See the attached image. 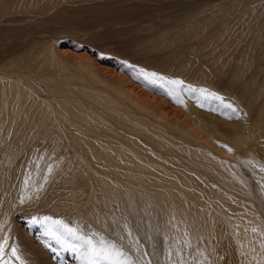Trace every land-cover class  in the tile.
<instances>
[{
    "label": "rangeland",
    "instance_id": "374dc122",
    "mask_svg": "<svg viewBox=\"0 0 264 264\" xmlns=\"http://www.w3.org/2000/svg\"><path fill=\"white\" fill-rule=\"evenodd\" d=\"M25 1L16 0L14 11H10L12 0H0V14L4 11L0 17V70L6 74L12 72L13 78L23 85L32 78L30 90L37 98L39 109L57 89L61 91L57 92L58 95H66L70 101L62 102L63 110L78 109L74 110L75 113L84 115L85 120L93 100H116L118 92L115 90L119 85L125 87V94H128L126 88L131 89L130 96L140 105H146L141 100L142 96L146 97V102L153 103L150 110L160 114L156 117L159 120H173L171 124L180 127L174 131L182 134L190 147L196 148L194 138L200 137H196L195 131L201 130L203 137H209L211 150L226 151L230 167L217 162L213 151L211 155L197 150L188 151L200 164L197 169L203 174L198 172L194 179L199 183L203 178L209 181L192 187L196 192L199 187L198 190L208 199L202 203L209 207L212 204L213 208L217 207V194L225 197L224 212H216V224L224 234L217 249L228 254L239 250L240 244L235 237L238 228L235 220L241 215L239 207L249 210L251 217L264 223V199L258 187L264 171L258 168V163L255 164L258 167L251 166L246 154L243 158L237 157L235 150L229 151V145L217 142L219 140L209 134L216 131L223 134L228 144L233 143V136L242 134L244 138L252 126L247 125L246 120L251 123L256 118L260 96H263L259 87L261 89L264 75V50L260 47L259 30L262 31L264 26V0H42L29 10L17 5ZM222 31L226 32L224 41L210 42V36ZM219 46L225 47L224 54H219L222 49L217 53ZM144 72H154L165 79L150 82ZM171 78L184 81L178 90L179 95L176 94L183 103H178L168 94L173 86L166 80ZM189 85L219 94L237 111L224 109L219 101H201L199 93L187 90ZM157 102L162 107L161 111ZM51 105L58 109L54 101ZM174 111L179 114L176 118L173 117ZM106 114L110 118L108 126L114 132L126 134L124 119L117 118L115 113ZM40 135L41 130L31 137L28 134L25 140L22 139L26 147L15 148L17 151L9 149L13 150L12 153L3 155L8 167L0 173V230L4 226L9 245L15 244L29 264H84L76 253L46 235L44 225L31 223L34 216H49L62 219L70 226H78L85 233L101 234L115 241L140 264H148L149 261L151 264H163L156 230L151 233L155 236L151 235V241L147 242L149 246L144 241L147 246L143 247L139 239L136 245L131 233H125L123 225L116 223V212L99 202L97 194L101 191L95 189L97 186L92 181L87 182L90 175L82 170L71 171L74 159L69 161V158L73 154L71 151L77 149L66 144L63 151L62 144L66 142L62 136L61 149H56L57 156L49 155L47 143H38ZM140 138L144 143L145 138ZM148 146L161 154L152 156L154 161L162 163V167L170 163L163 157L169 150L167 145L152 142ZM34 147L38 157L42 154L39 152L45 150V157L37 159L32 166L26 161L28 149L33 150ZM248 150H252L255 158L259 157L258 147L250 146ZM64 157L69 160L64 161L63 169L50 166ZM81 177L84 179L80 180ZM222 180L227 181L224 183ZM55 190V197L51 199ZM21 198L25 200L23 204L20 203ZM154 207L153 210H157ZM128 215H132V222L137 220L136 215ZM143 221H135L141 226L138 228L150 229L148 222ZM260 235L264 237L263 229ZM150 252H153L151 258ZM227 259L224 257L223 261Z\"/></svg>",
    "mask_w": 264,
    "mask_h": 264
},
{
    "label": "bare ground",
    "instance_id": "6f19581e",
    "mask_svg": "<svg viewBox=\"0 0 264 264\" xmlns=\"http://www.w3.org/2000/svg\"><path fill=\"white\" fill-rule=\"evenodd\" d=\"M15 1L12 0L13 4L10 11H14L13 6L17 3ZM38 3H42V0H26L25 3H18L17 5L28 9L38 6ZM35 10L38 11V9ZM10 11L6 12L10 13ZM16 11L21 12L22 9H16ZM39 11L41 13V10ZM2 12L0 17L4 15L3 10ZM259 32H261L260 47L264 50V26L262 31L259 30ZM225 35V31L212 35L209 37L210 42L224 41ZM218 48L217 53L222 49L221 46ZM225 50L224 47L219 54H224ZM13 76L12 72L6 74L0 70V152L2 151L0 153V173L5 172L8 167V164L4 163L3 155L12 153L13 150L9 149L17 151L15 148L26 147L22 139L25 140L28 134L31 137L38 130H41L38 143H47L49 155L52 156H55L54 154L57 156V148L61 149L60 142L63 136L66 142L62 144L63 151L66 144L77 149L71 151L73 157L71 156L70 160L67 158L69 161L74 159L71 171L80 172L82 170L90 175L87 182L92 181L97 186V188H94L101 191L97 194L99 202H103L110 210L116 212V223L123 225L125 233H131L136 245L139 239L140 243H143V247L147 246L146 243H149L152 239H150L151 235L154 234L155 236V233L151 234L152 231L156 230L155 232L158 233L156 234L157 243L161 246V248L158 247L161 251L159 255H161L160 258L165 264H181V262L182 264H264V257L262 258L264 255V247H262L264 237L260 235L262 229L264 230V223L251 217L250 211L244 210L243 207H239L241 211H238L239 215L242 216L240 215L235 220L238 225L235 237L240 244L239 250L228 254L225 250L219 251L217 249L218 242L224 234L216 224L215 220L218 217L216 212H224L225 197L217 194L219 201L215 208H213V204L211 207L203 205L202 201L208 202V199L201 193V190H198L199 187H197L196 192L192 186L196 183L205 185L209 181L203 178L199 183L196 178L194 179L199 172L197 166L200 164L193 159L192 152L188 154V151L197 150V152L210 155L213 153L217 157V162H221L223 166L229 165L227 164V155H225L226 151L211 150L207 139L209 137H203L201 130L193 128L196 130L195 133L197 132L196 137L199 136L200 138H194L196 148L190 147L187 140L185 142L182 138L183 135L174 131V129L177 131L180 127L175 126L176 124L172 125L173 122L170 121L173 120H159L156 117L160 114L157 111L155 113L154 110H150V105H153V103L146 102V97L142 96L141 100L146 105H140L130 96L131 89L126 88L128 94H125L123 91L125 87L122 88L119 85L115 90L118 92L116 100L107 98L93 100L90 111L88 109L85 115L88 118L87 120L86 118L83 119L84 115L75 113L74 110L78 109L63 110L62 102L69 100L66 95H58L57 92L61 91L57 89L51 94L50 99H45L46 103L39 109L37 98L35 94L32 95L30 90L32 78H29L23 85ZM259 90L260 93L263 92V96H260L262 99L260 100L259 109L255 115L256 118L254 117L255 119H252L251 123H248L245 119L247 125L252 126L244 138H242V134L236 137L233 136V143L228 144V141L224 140L223 134L219 135L216 131L210 133L209 136H212L213 139L217 138L216 140H219L217 142L221 141L227 146H233L232 148L228 146V148L235 150L233 151L235 154L231 153L237 157L243 158V155L246 154V160L251 166H256L255 164L258 163L259 167H256L262 168L264 167V75ZM179 93L177 91L178 95ZM53 95L54 98H52ZM60 97H63V99H60ZM51 101L55 102L58 109L51 105ZM94 103L97 104L94 105ZM101 103L104 104L100 106ZM89 104H91V100ZM158 108L160 111L162 110L160 103H158ZM90 112L98 115H93ZM107 112L115 113L117 118L124 119L123 122L127 127L126 134L119 133L120 131L114 132L108 126L107 121L110 118L106 114ZM172 113L175 118L179 116L176 111ZM183 120L187 121L186 119ZM106 126L108 128L104 130ZM141 136L145 138L144 143L141 142ZM201 140L204 142L202 143ZM152 142L165 144L167 148L169 147V150L163 155L170 162L168 165L166 164L167 166L162 167V163L160 164L152 159L154 155L156 157L161 155L159 150H150L148 143ZM34 143L37 145L36 139ZM250 146H255L256 149L258 147V158H255L252 150H248ZM39 153L42 154L38 157L35 147L33 150L28 149L26 163L30 162L33 166L37 159L42 160L45 157V150H41ZM65 160L64 157L56 164H50V166L63 169ZM212 165L215 166L213 163ZM64 169L66 170V167ZM220 171L222 174L225 173L221 169ZM199 173L203 175L201 172ZM261 177L263 179L261 178L259 181L258 187L259 194L264 199V175L261 174ZM83 179V177L80 178V180ZM222 181L225 183L227 180ZM55 193L56 190L53 195ZM92 193L95 195L94 192ZM53 195L51 199L55 197ZM185 197H188V199ZM198 201L202 204L198 203L197 205ZM154 206L157 207V210H153ZM155 211H158V213L153 215ZM128 214H133L134 217L136 215L137 220L134 219V222H132V215L129 216ZM142 214H145V219H141ZM141 220L147 221L150 229L144 227L140 230L138 227L141 226H138L137 222ZM128 221L130 222L128 223ZM3 223L5 224V222ZM151 224L153 225L151 226ZM3 229L4 226L0 230V237L4 236ZM253 229H256V231H253ZM260 249H263V251ZM152 254L150 252V258ZM232 254L237 260L232 259L234 256L231 258ZM224 257L225 259L228 258L225 262L223 261ZM27 264L29 263L27 262Z\"/></svg>",
    "mask_w": 264,
    "mask_h": 264
},
{
    "label": "snow or ice",
    "instance_id": "6c2138e0",
    "mask_svg": "<svg viewBox=\"0 0 264 264\" xmlns=\"http://www.w3.org/2000/svg\"><path fill=\"white\" fill-rule=\"evenodd\" d=\"M144 76L146 79H149L150 82L165 79L154 72H144ZM166 83L173 86L169 89L168 94L176 98L178 103H183L176 94L180 86L184 84V81L180 79H167ZM187 90L193 93H199L201 101H219L224 109H230L232 112L237 111L231 103H226L222 96L207 88H195L189 85ZM201 106L203 105L201 104ZM229 151H231V149H229ZM261 170L264 171V167H262ZM27 184L28 181L25 180V185ZM24 202L25 200L21 198L20 203L23 204ZM31 223L44 225L46 235L52 237L57 243L68 247L71 251L76 253L80 259L84 261V264H140L138 260H134L128 252L115 241L101 234L85 233L78 226H70L62 219H53L49 216L39 218L34 216L31 218ZM253 231H256V229H253ZM8 240L9 238L7 235L0 237V264H13V261H15V264H27L26 260L19 253L17 246L15 244L9 245ZM262 247H264V245H262ZM148 264H151V261H149Z\"/></svg>",
    "mask_w": 264,
    "mask_h": 264
}]
</instances>
